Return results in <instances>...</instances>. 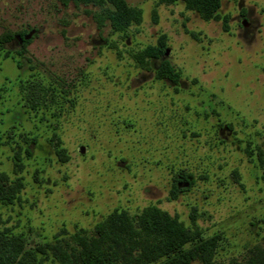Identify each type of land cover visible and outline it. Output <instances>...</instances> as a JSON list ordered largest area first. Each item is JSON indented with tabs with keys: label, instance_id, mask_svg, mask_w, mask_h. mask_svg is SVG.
I'll use <instances>...</instances> for the list:
<instances>
[{
	"label": "rangeland",
	"instance_id": "rangeland-1",
	"mask_svg": "<svg viewBox=\"0 0 264 264\" xmlns=\"http://www.w3.org/2000/svg\"><path fill=\"white\" fill-rule=\"evenodd\" d=\"M125 1L142 21L116 32L92 4L0 0V171L23 183L4 226L36 247L157 207L219 237L216 264H247L264 252V0L211 21ZM165 61L178 86L157 80Z\"/></svg>",
	"mask_w": 264,
	"mask_h": 264
},
{
	"label": "trees",
	"instance_id": "trees-1",
	"mask_svg": "<svg viewBox=\"0 0 264 264\" xmlns=\"http://www.w3.org/2000/svg\"><path fill=\"white\" fill-rule=\"evenodd\" d=\"M61 1L64 5L73 2L99 7L101 24L109 23L116 32L142 21L141 11L130 7L125 0ZM162 1L168 4L182 2L205 21L220 18L218 11L222 0ZM19 42L22 43V51H25L31 40L22 35ZM162 53L161 48H150L137 57L145 66L148 65L147 58L157 59ZM156 78L178 86L181 73L165 61ZM41 89V84L37 82L30 86L29 96H32L30 99L37 108L41 106L38 100ZM48 90L55 94L56 89ZM52 100H55L54 96ZM36 141L33 139L34 143ZM25 151L30 158L31 151L27 148ZM183 179L185 182H180L176 190L181 184L188 183L186 178ZM22 189L21 179L13 180L0 171L1 206L15 205ZM219 242V237L204 238L199 229L186 227L177 217L150 207L134 217L126 212H114L93 230H79L70 236H58L41 246L29 247L25 235L6 228L0 214V264H216ZM247 264H264V252L255 253Z\"/></svg>",
	"mask_w": 264,
	"mask_h": 264
},
{
	"label": "water",
	"instance_id": "water-1",
	"mask_svg": "<svg viewBox=\"0 0 264 264\" xmlns=\"http://www.w3.org/2000/svg\"><path fill=\"white\" fill-rule=\"evenodd\" d=\"M244 25L246 26L247 24L244 23ZM30 38V35L26 36V40H28Z\"/></svg>",
	"mask_w": 264,
	"mask_h": 264
}]
</instances>
